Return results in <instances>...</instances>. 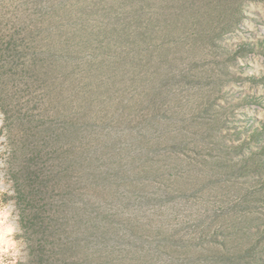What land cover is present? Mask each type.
I'll return each mask as SVG.
<instances>
[{"label":"rangeland","instance_id":"rangeland-1","mask_svg":"<svg viewBox=\"0 0 264 264\" xmlns=\"http://www.w3.org/2000/svg\"><path fill=\"white\" fill-rule=\"evenodd\" d=\"M262 12L264 0H0L2 41L15 35L14 64L32 65L9 136L0 110V199L18 217L11 171L42 173L67 244L53 264H264ZM73 80L91 83L95 178ZM17 224V264H32Z\"/></svg>","mask_w":264,"mask_h":264},{"label":"trees","instance_id":"trees-1","mask_svg":"<svg viewBox=\"0 0 264 264\" xmlns=\"http://www.w3.org/2000/svg\"><path fill=\"white\" fill-rule=\"evenodd\" d=\"M118 21L119 19H117L115 22ZM111 30H116V25ZM138 37H144L145 39V34L138 33ZM2 39V36H0V110L4 114L3 128L1 129V132L9 136V134L11 135L14 132L16 127L15 121L11 120L12 114H15V110L17 109V104L13 102L18 100L17 96L19 90H21L20 86L25 87L30 85L31 79L28 77L25 70H27V68L31 70L32 65L27 63L25 65L22 64V66L14 64V59L19 52V47L17 45L18 42L15 35H10L7 43L6 41H2ZM43 66L44 68L39 74V76H41L40 79H42V77L45 76L49 70L45 68V65ZM33 68L36 73H38L37 70H39V68H37L35 63L33 64ZM67 68V64H64V69ZM14 71H16V73ZM69 75L70 73L66 74V80ZM45 78L47 80L46 84H53L49 77L46 76ZM90 86V82L86 83L84 81V84L81 85V90H78L79 85L75 80H73V85H65L66 90H69L68 87L74 90L77 100L80 101L79 105L82 126L80 140L83 149V168L84 173L87 175H91L92 170L93 177L95 178V167H90V172L86 169L87 160L93 161V159H90L87 153H89V149L93 145L91 139L93 135L96 134V122H94L96 119L91 116L93 109L91 107ZM59 95L62 96L63 93L59 91ZM19 119L23 123L29 120L28 118L24 119L21 116ZM71 128L73 127L71 124H69L66 128L68 134L71 132ZM28 146L29 141L26 139V141H24V151H29ZM33 151H35V156L34 154L32 155L34 156L33 161H35L41 155V151H38V148L34 150L31 149V152ZM14 170L15 171H11V173L16 182V188L14 190L15 194L12 198L14 199L16 213L18 215L20 225V239L27 247L30 262L32 264H53L55 259L54 255L59 251H62L63 246H66L67 244L62 242V237L59 234V228L62 226V221L59 214H56L59 225L55 224L52 220L53 218L50 213L52 208L49 207L50 204L47 203V197L45 195L46 192L44 185L47 181L44 179L40 171L33 170L31 166H28L27 164L22 165ZM39 182H42V184H37ZM40 201L45 202L43 206L40 204ZM82 204L81 214L87 216V209L89 208L87 201L83 200ZM94 214L93 233L96 234V237H98V242H103V239L99 236H101V233L103 232L101 222L104 221L105 217L100 215L99 209L98 212H96V204H94ZM85 231L86 229L84 228L81 233L85 234ZM67 239H69L68 237H66V241L69 242ZM80 240L84 239L81 238ZM96 255H100V257H102L101 259L103 260L108 258L107 252H101V249L98 250ZM99 262H96V264H102Z\"/></svg>","mask_w":264,"mask_h":264},{"label":"clouds","instance_id":"clouds-1","mask_svg":"<svg viewBox=\"0 0 264 264\" xmlns=\"http://www.w3.org/2000/svg\"><path fill=\"white\" fill-rule=\"evenodd\" d=\"M250 30H254V26H250ZM0 167H2V164H0ZM4 182V177L0 176V186ZM0 191H3L2 187H0ZM14 211L15 209L10 201L5 202L0 199V264H6V255L10 257L7 264H17V260L26 255L21 251L22 243L16 239L18 235V217L14 216ZM18 245L20 246L18 247Z\"/></svg>","mask_w":264,"mask_h":264}]
</instances>
